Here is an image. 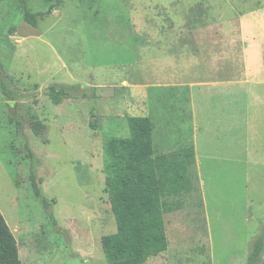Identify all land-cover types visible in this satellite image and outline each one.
<instances>
[{
	"label": "rangeland",
	"instance_id": "374dc122",
	"mask_svg": "<svg viewBox=\"0 0 264 264\" xmlns=\"http://www.w3.org/2000/svg\"><path fill=\"white\" fill-rule=\"evenodd\" d=\"M22 1L43 13L35 28L24 21ZM52 3L0 0V212L22 264H106L100 240L116 231L105 191L107 141L129 137L127 117L142 116L153 122L155 155L193 146L187 91L146 88L131 100L121 89L123 80L141 81L139 66L162 55L165 39L153 44L149 29L184 13L188 31L237 30L244 17L264 65V0H62L47 13ZM260 78L226 109L234 130L224 124L196 133L198 162L189 176L197 191L168 199L183 207L163 216L167 250L143 264H246L259 238L257 264H264ZM61 86L80 90L65 96ZM194 107L199 124L213 122L210 98ZM31 170L52 218L31 190Z\"/></svg>",
	"mask_w": 264,
	"mask_h": 264
},
{
	"label": "trees",
	"instance_id": "16d2710c",
	"mask_svg": "<svg viewBox=\"0 0 264 264\" xmlns=\"http://www.w3.org/2000/svg\"><path fill=\"white\" fill-rule=\"evenodd\" d=\"M61 2L53 0L47 13ZM22 3L24 21L35 28L36 17L43 13L30 9L24 1ZM1 82L0 77V85ZM76 88L61 86L59 92L68 96L70 90H80ZM17 125L20 126V123L17 122ZM127 125L129 137L111 138L105 145V191L116 226L114 233L104 235L100 240L106 264H143L150 257L165 252L168 240L163 216L183 207L181 201L168 199L197 191L189 176V170L195 164L192 146L155 155L152 120L142 116L127 117ZM28 158L32 163L34 155L30 150ZM29 180L34 196L52 218L50 204L39 189L32 170ZM262 249L263 240L259 238L246 264H257ZM0 264H22L17 241L1 212Z\"/></svg>",
	"mask_w": 264,
	"mask_h": 264
},
{
	"label": "crops",
	"instance_id": "0c3cea01",
	"mask_svg": "<svg viewBox=\"0 0 264 264\" xmlns=\"http://www.w3.org/2000/svg\"><path fill=\"white\" fill-rule=\"evenodd\" d=\"M258 17L260 16L257 13L252 15L254 21ZM184 20L185 15L181 13L168 22L164 21L161 30L149 29V34L152 35L151 42L157 37H164L165 46L162 55L151 57L149 61L139 66L141 81L123 80L120 86L123 93L128 94L131 100L135 99L133 93L143 94L141 90L146 88H178L187 91L192 110V147L195 162H198L195 149L196 133L199 131L203 134L209 133V128L215 131L224 124L227 128L226 132L234 130L236 127L235 122L232 121L234 114L231 111L228 114L226 109L232 105L236 92L245 91L248 95V86L264 74V65L257 58L261 48L255 44L256 37L245 29L244 17H240L237 30L197 28L188 31L184 26ZM187 37L191 40V46H187ZM153 44L158 45V42L153 41ZM237 86H241L240 89L234 90ZM102 88L103 85L97 87V89ZM208 98L213 103L215 113L223 114L225 111L226 114L218 115L210 110L213 122L209 124L207 121L202 123L200 121L199 124L194 101ZM244 107L242 102V109ZM201 109L205 107L201 106ZM201 117L203 118L204 115Z\"/></svg>",
	"mask_w": 264,
	"mask_h": 264
}]
</instances>
